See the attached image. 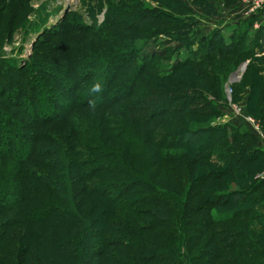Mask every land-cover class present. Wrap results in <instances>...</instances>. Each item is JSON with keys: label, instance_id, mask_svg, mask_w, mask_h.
Returning <instances> with one entry per match:
<instances>
[{"label": "rangeland", "instance_id": "rangeland-1", "mask_svg": "<svg viewBox=\"0 0 264 264\" xmlns=\"http://www.w3.org/2000/svg\"><path fill=\"white\" fill-rule=\"evenodd\" d=\"M150 1L151 6L149 7H156L159 10L161 6L165 8V6L169 7L171 4L166 0H158L160 3H157V0ZM181 1L184 4L183 7L187 10L183 16L193 15L199 22L198 28L203 35L223 30L222 34L225 39L232 41V37H237L243 31L240 43L242 41V47H248L252 52L232 65L230 64L231 58L241 57L239 51L227 55H218L213 58L211 64L204 65V67L211 68L208 76H202L203 74L198 73L199 70L193 69L191 72L195 73L196 78H199V80L189 76L185 77V80L178 79L182 82L193 83L196 89L203 90L209 96L222 101L216 104L217 111H219V116L216 118L197 119L180 113L178 117L184 119L182 124L192 123L194 126L201 128H204L205 124L208 127L209 125L214 127L227 125L235 128L239 127L238 129L248 132L255 139L254 132L251 130L254 127L264 138V84L259 81L260 78L264 80V43L260 41V46L254 43L255 39L262 40L261 36L257 38L261 35L260 29H263L262 35H264V21H262L264 16L261 15L259 19L256 18L258 11L264 8L263 6L260 9L261 2H264V0ZM105 4L106 0H75L71 4H67L66 0H0V72L4 73L3 77L0 76V157L4 156L1 153L2 151H11L17 154L20 151L28 150L30 145L33 147L36 140H44V133L47 135L52 131V136H56L53 129H46L47 125L36 124V122H40L42 114L47 115L48 111L54 109L46 101L48 96L46 93L51 87L50 82L46 81V78L44 79L41 74L45 86L43 88L38 86L37 93H45L44 97L46 98L35 97L32 90L36 92V88L32 89V87L26 88L27 92L25 93H27V96H24V92L21 93V89L17 85L20 78L19 71L14 72L13 69L16 67L24 68L26 63L31 60L36 65V72L39 68L40 72L43 71L53 77L55 80L52 81L53 84L59 82L60 86H55V90L59 92V98L51 101H55L58 105V109H54L55 112H62L69 103L67 94L74 93L73 88L77 86L78 81L76 76H66L62 72L63 70L59 68H48L44 63L45 60L49 56L55 57L58 54L67 53L73 48H76V51L72 53L75 56L81 57L84 51L91 54H101L100 47L104 45L101 44L100 39H111V37H109V32L108 34L93 33L89 35V33L80 30L61 34L57 27L63 23L65 17L70 13L76 14L83 25L96 27L103 21ZM171 7L173 8L172 4ZM66 9L68 11L64 13ZM247 24L248 27L243 30V27ZM47 28L56 30L54 31L56 32L55 35L52 34L51 38L45 37H50ZM129 33L131 34L129 41L133 42V46L142 44L141 39L144 38L143 36L142 38L135 37L136 39H132L133 34L131 31ZM156 38L145 44L140 54H154L163 51L165 45L161 46L160 44L164 40L169 41V39L162 35ZM166 46V48L172 50V55L168 62L163 63L167 66L164 71L172 70L179 61L189 57L188 53L192 54L197 50V45L185 48L175 42ZM59 64L56 63L55 66L60 67ZM229 67L231 68L229 69ZM254 70L259 72L255 88L250 85ZM86 71V67L82 69V72ZM239 71L242 72L239 73ZM161 72L163 73V71ZM235 72L238 75L232 76ZM92 78L98 80L95 75ZM89 81L90 79L81 85H88ZM161 84L157 83L160 86L159 88H162ZM164 85L171 89H178L171 82ZM135 100H137V97L136 99L134 97V100L132 98V101H126L134 103ZM35 104L37 106L41 105L42 109L38 110L37 114H32L29 109L28 116L25 117L21 109L25 107L24 109L27 110L33 105L35 107ZM117 109L116 107L102 112L97 109L83 107V109L75 110L68 117L72 118L74 123L78 120L80 124L76 130L81 132L82 137L90 139V142H97L99 147L103 146V142L101 141L100 144L97 140L99 134L98 121L101 120L102 116L106 118L105 125L108 128V133L105 135L109 140L108 145L106 143L100 152L116 149L108 147L110 144L119 145V153L121 154V150H123L125 154L121 162L124 166H128L127 171L143 175L147 183L169 192L172 197H169L168 201H164V203L168 205L167 207L171 209L173 214L170 215L166 225L159 227L150 217L141 215L140 211L144 208L139 202L134 203L130 210L115 207L116 209L104 216L103 213L95 215L93 223L81 224V221L77 220L78 217L81 218L82 212H80V208L77 210L72 203V199L75 200L77 197V195L73 196L72 188H74L76 194H79L82 189L80 190L78 186H72L71 188L69 183L71 177L69 178V174L61 167V164L58 162L54 165L46 163L51 159L47 151H43L41 157L36 156L37 151H35L29 158L31 160L28 166L26 165L29 160L26 161L27 163L23 162L22 165L13 161L0 162V264H97L99 261H101V264H128L127 261L129 264H204L207 261L212 264H245L240 258L228 254V251L240 250L251 253L252 238L249 237L250 234L261 237L263 241L264 234H260V236L256 231L247 233V228H240V230L234 228L232 230L236 233L231 234L223 232L224 226L210 224L209 227L200 229L194 225L193 230L196 234L194 240L187 238V230L190 225H193L190 222V224L188 223L189 227H187L186 219V209L188 210L190 206L187 199L190 195L188 193L190 187L194 186L189 179H191L190 174H197L198 171L201 174H209L210 179L208 180L210 181L207 182L213 183L212 198L215 193H225L232 189L242 190L250 181V174H252V179H256L257 175L264 173V158L259 157L250 163L245 161L242 163L243 165L239 166V164L235 165L233 162L231 164V160L228 162L227 155L226 157L219 156L217 150H214L212 154L203 160L195 159V156H191L186 148H181L178 151H169L170 149L155 151L156 147L152 141H156L158 132L152 129L150 133L146 129H138L133 126V139H131V135L125 130L126 126L119 121V117L124 122L129 120L130 124L131 120L125 115L118 114ZM169 118L164 119V122L161 121V124H163L160 125V129L163 131L160 132L172 131L177 126V123L168 121ZM244 118L250 120L253 127ZM27 125L28 128H21V126L27 127ZM224 131L226 133L225 137L230 136L233 132L232 128ZM224 131L222 130L223 134ZM238 140L236 137L235 141ZM131 141L137 149L140 148L139 153L144 151L142 155L135 154V150H131ZM90 142L86 141V143L92 144ZM256 142L257 144L260 143L258 140ZM82 143L83 141L80 142V144ZM53 147L55 152L57 148L62 150L63 155L67 154L65 147ZM142 147L144 150H142ZM100 152H92L91 150L76 151L77 155H73L76 161L81 162L92 157L101 158L102 156L98 155ZM111 153L109 157L103 158L110 161L115 154L120 159L122 158L117 151L114 152L113 150ZM158 153L163 155H159L158 159L149 161V155L156 156ZM168 153L175 154L178 159H185L184 163L175 166L170 161L166 162L163 158L169 157L164 155ZM186 159H191V162L186 161ZM190 164L191 167H189ZM78 166L81 167L78 169H81L84 173L86 172L87 167H84V163ZM230 170H232L231 174L228 173L231 172ZM211 173L216 177L213 180H211ZM63 175L66 176L65 180L60 179ZM103 176L97 175L91 182L87 183L86 198L97 199V196L90 195V193L94 192L93 189L96 185L99 186ZM85 180L87 179L81 180L83 186ZM54 181L56 185L53 183ZM71 182L73 184L72 179ZM35 187L45 191L49 189V191L44 192L38 198L29 194L31 193L29 189ZM196 188L195 185L191 192L194 193ZM262 191L263 189L259 188L255 194H251L248 198L251 200V204L234 205L228 203L225 206H219L216 211L236 213L234 219L230 218L227 221V224L234 225L235 222H241L243 216L248 214L247 211L250 205L260 201L263 203L260 206L262 209L258 208V210L264 216V192ZM82 192H85V190L83 189ZM118 204H121V201ZM238 213H241L242 217ZM202 215L203 213L198 214L195 218L197 219ZM129 219L134 220L139 227L132 226ZM249 219V230H254V228L261 225L256 219ZM114 220L116 224L112 223ZM86 228L89 230L87 232L83 231ZM101 230L104 232H100ZM130 232H132V235H130ZM247 234L249 235L247 236ZM81 237L86 241L84 244L79 242L78 238ZM101 239H104L103 244L99 243ZM101 245H103V248H99ZM124 246H129V250H126ZM220 246H222L223 251L217 252L216 250ZM88 258H90L89 262L86 261Z\"/></svg>", "mask_w": 264, "mask_h": 264}, {"label": "trees", "instance_id": "trees-1", "mask_svg": "<svg viewBox=\"0 0 264 264\" xmlns=\"http://www.w3.org/2000/svg\"><path fill=\"white\" fill-rule=\"evenodd\" d=\"M166 1H168L169 4L171 3L173 8L171 7V4L169 7L165 6V8L161 6L160 10L156 7H149L151 6L149 4L151 3L150 0H106L103 21L96 27L83 25L74 13H70L65 17L63 23L57 27V30L61 32V34L70 33L73 30H80L89 33V35L93 33L108 34L109 32V37H111V39H100L101 44L104 45L103 47H100L102 50L101 54H91L88 51H84L81 57L78 55L75 56L72 53L76 51V48H73L67 53H61L55 57L49 56V58L45 60L46 62L44 63L48 68H59L63 70L62 72L66 76H76L78 81L77 86L73 88L74 93H71V95L67 94L69 97V103L62 112H55L54 109H58V105L55 101H51L59 98V92L55 90V86L59 85V82L58 84H53L52 81H55L53 77L48 73L45 74L43 71L40 72L39 68L36 72V65L32 63L33 61L31 60L26 63L24 68L16 67L13 69L14 72L17 70L19 71L18 74L20 78L18 83H16L18 88L21 89L20 92H24V96H27V93H25L27 92L26 88L29 89L32 87V89L36 88V92L32 90V94L35 95V97L46 98L44 97L45 93H37L38 86L42 88L45 86L41 74L44 76V79L46 78V81L50 82L51 87L46 93L48 94L46 101L49 106L51 105L54 109L48 111L47 115L42 114L39 120L40 122H36V124L41 126L47 125L46 129H53L56 136H52V131L47 135L44 133L43 141L36 140L33 147L30 145L28 150L20 151L17 154L15 152L1 150V153L4 156L0 157L2 158L0 159V162L13 161L16 164L22 165L23 162H28L29 158H31L35 151H37L36 156L38 157H41L43 151H47L51 156V159L46 161V163L54 165L58 162L61 164V167L69 174V178L71 177L73 180L72 184L71 179H69L71 188L72 186H78L80 190H85V192L81 191L79 194H76L74 188H72L73 196L77 195L75 200L72 199V203L77 210L80 208V212H82L81 218L77 216V221H81V224L87 222L93 223L95 215L97 216L100 213H103L104 216L116 209L115 207H122L123 210H130L134 203L138 202L141 203L142 208H144L140 211V214L150 217V219L159 227L165 226L170 215L173 213L171 212V209L167 207L168 205L164 203V201H168L169 197H172L169 192L160 190L153 186V184L147 183L143 175L127 171L128 166H124L121 162V160H123V155L125 154L123 150H121V154L119 153V145L110 144L108 147L116 149L100 152L106 143L108 145L109 140L105 135L108 133V128H106L105 125V117L102 116L101 120L98 121L99 134L97 140L100 144L101 141L103 142L102 147H99L97 142H90V139L88 140L85 137H82L81 132L76 130L80 122L77 120V122L75 121L74 123V120L68 117L77 109L89 107L103 112L117 107L118 114L125 115L131 120L130 124L129 120L124 122L122 118L119 117V121L126 126L125 130L131 135V139H133L134 127H137L138 129H146L150 133L152 129L158 132L156 141H152L156 147V149H154L155 151L161 149L178 151L181 148H186L191 156H195V159L203 160L212 154L214 150H217L219 156L223 155L226 157L227 155L228 162L231 160V164H239V166L245 161H247L246 163H250L259 157L264 158L263 143L252 129L255 139L260 142L259 144H257L256 140L253 139L248 132L238 129L239 127L235 128L229 125L223 127L209 125L208 127V125L205 124V127L201 128L196 125L194 126L192 123L182 124L184 119L178 117V114L180 113L187 114V117L192 116L197 119H205L207 117L216 118L219 116L216 104H219L222 101L213 96H209V94L203 90L196 89L193 83L182 82L178 79L182 78L185 80V77L189 76L199 80V78H196V74L191 72L193 69L199 70L198 73L203 74L202 76H208L211 68L204 67V65L211 64L213 58L218 55H227L232 54L234 51H239L241 57L231 58L230 64L232 65L242 57H247L252 52L250 48L242 47V41L240 43L243 31L237 37H232V41L225 39L222 34L223 30L214 31L209 35H203L198 28L199 22L193 17V15L183 16L187 10L183 7L184 4L181 0ZM197 1L201 2L203 0ZM157 3H160V1L157 0ZM176 9L178 10L176 11ZM169 12L172 13L170 14ZM172 14H174V16H172ZM257 14L264 16V8L261 11H258ZM256 18L258 19L257 15ZM159 24H161V26H159ZM246 27H248V24L243 27V30L246 29ZM54 31L56 30L47 28V33L50 34V37H45L51 38L52 34L55 35L56 33ZM130 31L133 34L132 39L135 37H144L141 39V41H143L142 44L138 46L132 45L133 42H131V40L129 41V38L131 37V34L129 33ZM259 32L261 35L257 38L261 36L262 40L255 39L254 43L257 46H260L262 42L264 43V35H262L263 29H260ZM160 35L169 39V41L164 40V42L160 44L161 46L163 44L165 45L163 46L165 47L163 51L154 54H140L145 44L157 39L156 37ZM174 42L179 43L180 46H184L185 48L190 47L191 45H197V50L192 54L188 53L189 57L179 61L172 70L164 71L167 66L163 63L166 61L168 62L172 55V50L166 48V45ZM56 63H60L59 65L61 66H55ZM85 67L87 71L82 72V69ZM230 68L231 67H229V69ZM161 71H163V73ZM258 73L259 72L254 70L253 76L251 77L250 85L253 88H255ZM3 75L4 73L0 72V76L3 77ZM94 75L98 80L92 78ZM179 75H181V77H179ZM174 76H176L175 78L177 79L172 78ZM89 79L90 81L88 82V85H81ZM259 81L264 84L263 79L260 78ZM155 82L158 84L162 83V88H159L160 86ZM167 82L175 84L178 89L168 88L164 85ZM134 97L135 99L137 97V100H135L134 103L130 102L132 101V98L134 100ZM6 99L8 100L9 98ZM35 105V107L33 105L32 107L27 108V110L24 109L25 107L21 109L25 117L28 116L29 109L32 114H37L38 110L42 109L41 105ZM168 117H170L168 121L171 123H177V126L172 131H165V133L160 132L163 131L160 129V125L163 124H161V121L164 122V119ZM28 127V125L27 127L21 126L22 129ZM229 128H232L233 132L230 136L225 137L226 133L224 130ZM222 130L224 131V134ZM155 131L153 132L154 134ZM21 137L23 138L24 136ZM236 137L239 139L238 141H235ZM82 141L83 143L80 144ZM86 141L92 144H88ZM131 145V150H135V154L142 155L144 153V151H142L143 153H139L140 148L137 149L133 141H131ZM53 146L58 148L65 147L67 154L63 155L62 150L57 148L55 152ZM90 150L92 152L99 151L100 153H98V155H101L102 157H92L81 162L76 161L74 158L73 154L77 155L76 151L83 152ZM113 150L114 152L117 151L122 158L120 159L114 153L115 156L111 157L113 158L112 160H105L106 158L103 157H109ZM142 150H144L143 147ZM139 155L138 157H140ZM159 155L161 156L163 154L158 153L156 156L149 155V161L158 159ZM164 155L169 157L163 159L166 160V162L170 161L174 163L175 166L183 164V161H185L183 158L178 159V156L175 154L168 153ZM30 160L26 166L30 164ZM186 161L191 162V159H186ZM82 163H84V167H87L85 173L81 169H78L81 168L78 165H82ZM131 163L135 165L133 161H131ZM189 167H191V164ZM230 171L231 172H228L229 174L232 173V170ZM94 175H104L99 186L96 185L93 189L94 192L90 193V195L97 196L96 200L85 197V193L88 190L87 183L93 180L95 177ZM192 175L190 174L192 180H189L192 181L194 186H192V188L190 187L188 193L190 195L187 199L189 201L188 205L190 206L188 210L186 209V219L187 227H189L190 222H192L193 225H190L187 230V238L189 237L194 240L196 236L193 230L194 225L200 229L202 227H209L210 224L224 226L225 228L223 227L222 229L223 232H229L231 234L236 233L232 230L234 228L238 230H240V228H247V233H253L256 231L259 235L264 234V216L258 210V208L262 209L260 206L263 203L260 201H257L256 204L250 205L247 211L248 214L243 216L244 218L241 222H235L234 225L227 224V221L230 218L234 219L236 213H220L216 211L219 206H225L228 203L234 205L251 204V200L248 198L252 193L255 194L259 188H262V192H264V173L257 175L256 179H252V174H250V181L247 182L246 187L242 190L232 189L225 193H215L213 198V194L211 195L214 191L212 189L213 183L207 182L210 181L208 180L210 179L209 174H201L200 171H198L197 174L194 173ZM211 178V180H213L216 177L211 173ZM54 179L56 180V178ZM60 179L65 180L66 176L63 175ZM83 179H87L85 180L84 186L81 184V180ZM53 183L56 185L55 181ZM195 185L197 187L195 191L196 193H193L191 190H193ZM97 188L100 189L98 190ZM29 191H31V193H29L30 195L39 198L44 192L46 193L49 191V189L45 191L44 189L35 187L29 189ZM120 201L121 204H118ZM201 213H203V215L196 219L195 216ZM238 214L242 217L241 213ZM248 217L258 220L261 225L254 228V230H249L248 220L250 219ZM112 223L116 224V221L114 220ZM129 223L132 226L134 225V227L138 226L132 219H129ZM88 230L89 229L86 228L83 231L87 232ZM100 232L103 233L104 231L101 230ZM130 235H132V232H130ZM248 235L249 234H247V236ZM249 237L252 238H250L252 241L250 245L251 253H248V251L245 253V251L235 250L233 252L228 251V254L233 255L235 258H240L245 264H264L263 239L259 236L256 237L253 234H250ZM78 239L82 244L86 242L82 237ZM188 241L190 242V240ZM99 243L103 244L104 239H101ZM99 248H103V245ZM124 248L129 250V246H124ZM216 251H223L222 246L217 248ZM214 254L216 255V252ZM111 256L113 255L111 254ZM262 256L263 258L261 259ZM89 260L90 258L86 261L89 262ZM126 263L129 264L128 261ZM97 264H101V261L97 262ZM204 264L212 263L207 261Z\"/></svg>", "mask_w": 264, "mask_h": 264}, {"label": "built area", "instance_id": "built-area-1", "mask_svg": "<svg viewBox=\"0 0 264 264\" xmlns=\"http://www.w3.org/2000/svg\"><path fill=\"white\" fill-rule=\"evenodd\" d=\"M264 4V2H261V6ZM260 6V4H258ZM248 123H252L250 120L244 118ZM251 126L253 127V125L251 124ZM252 130L257 134V136L259 137V139L261 140V142L263 143L262 145L264 146V138L261 137V135L259 134V132L257 131V129H255L254 127L252 128Z\"/></svg>", "mask_w": 264, "mask_h": 264}, {"label": "bare ground", "instance_id": "bare-ground-1", "mask_svg": "<svg viewBox=\"0 0 264 264\" xmlns=\"http://www.w3.org/2000/svg\"><path fill=\"white\" fill-rule=\"evenodd\" d=\"M75 0H66L67 4H71L73 3ZM242 71H239V73H241ZM238 75V74H237ZM235 78V77H234ZM231 85V84H230Z\"/></svg>", "mask_w": 264, "mask_h": 264}, {"label": "water", "instance_id": "water-1", "mask_svg": "<svg viewBox=\"0 0 264 264\" xmlns=\"http://www.w3.org/2000/svg\"><path fill=\"white\" fill-rule=\"evenodd\" d=\"M67 11H68L67 9L64 10V13H67ZM64 13H63V14H64ZM237 74H238V73L235 72V73L232 74V76H236Z\"/></svg>", "mask_w": 264, "mask_h": 264}, {"label": "crops", "instance_id": "crops-1", "mask_svg": "<svg viewBox=\"0 0 264 264\" xmlns=\"http://www.w3.org/2000/svg\"><path fill=\"white\" fill-rule=\"evenodd\" d=\"M263 6H264V4L261 6V8L260 9H262L263 8ZM259 10V9H258ZM259 17H261V14H258V19H259ZM262 21H264V19H262Z\"/></svg>", "mask_w": 264, "mask_h": 264}]
</instances>
